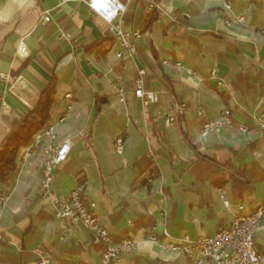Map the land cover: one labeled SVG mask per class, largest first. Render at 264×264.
<instances>
[{
	"label": "crops",
	"instance_id": "crops-1",
	"mask_svg": "<svg viewBox=\"0 0 264 264\" xmlns=\"http://www.w3.org/2000/svg\"><path fill=\"white\" fill-rule=\"evenodd\" d=\"M154 2L157 17L146 25L148 0H122V26L135 28L141 38L136 54L119 60L109 25L89 11L86 0H0V144L53 80L46 125L57 141L71 143L54 172V194L67 198L81 184L86 207L112 239L134 240L116 264H193L149 237L179 245L184 236L213 235L232 221L237 205L264 202V129L255 120L264 111V0ZM140 69L146 72L144 89L158 94L156 104L144 106L134 96ZM119 89L126 104L118 100ZM66 93L72 95L70 110ZM178 102L186 112L166 126L165 116ZM221 112L229 123L203 133ZM119 135L121 155L114 150ZM48 143L44 137L25 166L17 164L15 178L0 184V264H33L36 245L51 264H100L101 247L90 233L56 219L41 196ZM149 149L155 162L146 157ZM153 169L157 175L149 180ZM220 190L230 209L223 207ZM254 244L264 256V218Z\"/></svg>",
	"mask_w": 264,
	"mask_h": 264
},
{
	"label": "built area",
	"instance_id": "built-area-1",
	"mask_svg": "<svg viewBox=\"0 0 264 264\" xmlns=\"http://www.w3.org/2000/svg\"><path fill=\"white\" fill-rule=\"evenodd\" d=\"M89 11L96 17H99L110 27L115 44L118 50L115 57L121 59H131L136 54V42L141 38V33L133 27L123 28L122 18L126 13V7L122 0H86ZM225 8L229 9L228 5ZM148 11L158 9V5L154 0H148ZM239 21L242 18H237ZM50 21L48 12L43 13L42 22ZM60 37H66L62 34ZM163 66H172L168 61L162 60ZM174 67L182 69L181 63L176 62ZM123 68V67H122ZM189 76L197 77L190 70H186ZM138 77L135 81L134 96L139 98L144 106L148 104H156L158 102V94L153 91H146L143 85V79L146 74L144 69L137 71ZM214 72L212 71L211 75ZM217 86H222L221 82H217ZM120 103L126 104V99L122 89L117 92ZM64 99L67 109H71L72 95L66 93ZM186 112V104L184 102L174 103L165 116V125L172 126L179 117ZM196 116L203 117V112H196ZM64 119H60L63 121ZM257 125L264 129V111L258 112L255 116ZM223 123H229V116L225 112H221L219 120L215 122H207L203 125V133L206 134L213 128L220 127ZM241 131L245 128L240 127ZM47 137L49 143L44 149L45 159L41 164V180L40 190L41 196L47 199L52 208L53 215L56 219H67L74 225H80L87 230L94 244L101 247L99 252L100 264H116L120 257L131 250L134 246V240L130 237L114 241L106 228H104L96 215L86 207L83 198V186L80 184L70 191L67 198H59L52 191L54 180V172L64 163L69 155L71 143L68 139L57 141L53 127L45 125L37 131L30 144L22 146L18 152V166H25L34 153V149L39 146L43 138ZM149 141L150 136H145ZM124 138L119 135L114 140L115 153L121 155L123 152ZM146 157L155 162L156 156L152 150L146 152ZM155 177L152 171L149 180ZM164 197L162 192H159ZM219 199L225 209H230L231 204L223 190L219 191ZM4 201V197L0 196V206ZM264 218V202L256 204L254 207L242 203L235 207L232 221L223 226L213 235L200 234L196 239H190L184 236L180 239L179 245L173 243L158 242L153 236L149 239L157 244L160 248L176 252L182 256L190 258L193 264H262L264 256L254 245V237L261 228V221ZM167 236V234H165ZM65 237H61L64 240ZM34 256L33 264H51V258L48 252L40 245H36L32 249ZM75 264V263H64Z\"/></svg>",
	"mask_w": 264,
	"mask_h": 264
},
{
	"label": "trees",
	"instance_id": "trees-1",
	"mask_svg": "<svg viewBox=\"0 0 264 264\" xmlns=\"http://www.w3.org/2000/svg\"><path fill=\"white\" fill-rule=\"evenodd\" d=\"M158 3L159 0H156ZM157 17L156 11L148 13L146 25H150ZM108 47L103 50L107 51ZM54 82L51 80L42 90L36 105L19 121L12 124L11 130L0 144V184H8L17 173V156L22 146L32 142L34 134L42 129L49 120L50 108L54 102ZM226 99V95L221 93ZM155 132H153L154 134ZM155 175L157 170L153 169ZM255 245V244H254Z\"/></svg>",
	"mask_w": 264,
	"mask_h": 264
},
{
	"label": "rangeland",
	"instance_id": "rangeland-1",
	"mask_svg": "<svg viewBox=\"0 0 264 264\" xmlns=\"http://www.w3.org/2000/svg\"><path fill=\"white\" fill-rule=\"evenodd\" d=\"M2 205L0 206V209H1Z\"/></svg>",
	"mask_w": 264,
	"mask_h": 264
}]
</instances>
